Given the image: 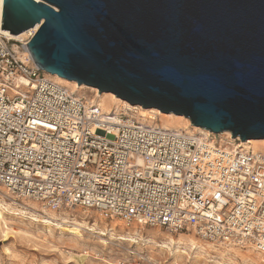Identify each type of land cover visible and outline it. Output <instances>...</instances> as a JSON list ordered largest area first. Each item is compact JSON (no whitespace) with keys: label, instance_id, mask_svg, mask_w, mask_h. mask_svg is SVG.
<instances>
[{"label":"built area","instance_id":"obj_1","mask_svg":"<svg viewBox=\"0 0 264 264\" xmlns=\"http://www.w3.org/2000/svg\"><path fill=\"white\" fill-rule=\"evenodd\" d=\"M1 28V25H0ZM0 30V188L52 211L193 232L264 255V152L104 114ZM111 264H152L135 252Z\"/></svg>","mask_w":264,"mask_h":264},{"label":"water","instance_id":"obj_2","mask_svg":"<svg viewBox=\"0 0 264 264\" xmlns=\"http://www.w3.org/2000/svg\"><path fill=\"white\" fill-rule=\"evenodd\" d=\"M35 25L26 45L49 75L264 140V0H3L0 30Z\"/></svg>","mask_w":264,"mask_h":264},{"label":"rangeland","instance_id":"obj_3","mask_svg":"<svg viewBox=\"0 0 264 264\" xmlns=\"http://www.w3.org/2000/svg\"><path fill=\"white\" fill-rule=\"evenodd\" d=\"M76 95L86 101L95 100V92L88 89ZM120 113L141 122L134 110H119ZM152 124L158 128L161 122L158 120ZM215 138L223 146L232 140L221 135ZM240 143L236 140L233 146ZM4 191L0 188V204L4 208L0 221V264H76L70 253L75 256L83 252L93 257L98 255L108 263L128 259L129 252H135L148 258L152 264H264V256L251 246L203 240L188 231L171 232L165 228L135 224L126 226L119 220H105L93 210L82 208L54 212L36 202L12 198ZM84 222L88 226L96 222L100 229L107 226L110 230L115 226L110 233L116 237L129 235L138 242L113 241L104 248L97 244L99 240L92 234L81 232L82 240L69 234L68 230Z\"/></svg>","mask_w":264,"mask_h":264},{"label":"bare ground","instance_id":"obj_4","mask_svg":"<svg viewBox=\"0 0 264 264\" xmlns=\"http://www.w3.org/2000/svg\"><path fill=\"white\" fill-rule=\"evenodd\" d=\"M38 1V0H36ZM2 4L3 0H0V25H1V16H2ZM40 25H35L33 28L19 34V35H12L9 34L8 31H4V34L15 41H22L26 37H32L36 31L38 30ZM51 78L56 81L57 83L69 87L73 93H76L78 95L81 94V92L85 89L91 90L95 92V100L87 99L89 102L88 104H96L102 113L104 114H119V110H134L136 111V114L138 115L139 120L141 123H146L147 125H151L153 122L160 120L161 125L159 127L165 128V129H175V130H182L186 131L187 133H193L195 131L203 132L204 130L198 127H195L193 125H190V121L184 117L181 116H175V115H166L163 113H160L156 109H149L144 110L141 107L138 106H131L125 101H122L118 98H116L112 94H99L96 89L93 88H87L85 86H79L75 82H70L65 79H62L58 77L57 75H51ZM127 115V114H124ZM134 118V117H132ZM152 126H155L152 124ZM221 136H228L230 137V133L225 132L221 133ZM231 142L226 143V147L229 145H233V142H236L237 139H233ZM254 144L253 146H251ZM250 146V147H249ZM239 147H242L245 150H251L253 152H264V140H248V142H241ZM5 192V191H4ZM2 210H4L3 206L0 204V221H2ZM49 210V209H48ZM52 211V210H51ZM55 212V211H54ZM84 216L88 217V215L84 214ZM46 223V222H45ZM115 226H112L114 228ZM108 229L107 226H104L103 229L98 228V224L95 222L91 226H88V223H81L78 224V227H73L72 229L68 230L69 234L71 236H74L75 238L82 240L83 236L80 234L81 232H87L89 234L94 235L98 238L99 242L97 243L100 246H103L104 248H107L113 241H121V242H131L132 244H137L138 241L130 237L129 235H126L124 237L118 236L116 237L114 233H110L113 229ZM109 237L108 240H105L104 238ZM192 241L191 239H189ZM172 242V241H171ZM194 244V243H193ZM254 250L255 248L251 246ZM256 251V250H255ZM258 252V251H257ZM72 259L75 261L76 264H91L92 261H100L103 264H111L108 263L105 260L99 259L98 255L95 257L91 256L90 254H87V252L78 253L77 255H72L70 253ZM264 256V255H263ZM92 260V261H90ZM98 264V263H97Z\"/></svg>","mask_w":264,"mask_h":264}]
</instances>
